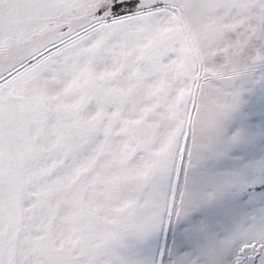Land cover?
Instances as JSON below:
<instances>
[{"label":"snow or ice","instance_id":"1","mask_svg":"<svg viewBox=\"0 0 264 264\" xmlns=\"http://www.w3.org/2000/svg\"><path fill=\"white\" fill-rule=\"evenodd\" d=\"M0 264H264V0H0Z\"/></svg>","mask_w":264,"mask_h":264}]
</instances>
